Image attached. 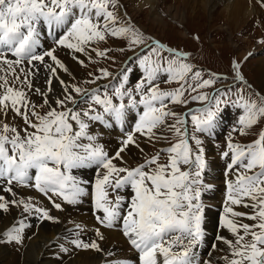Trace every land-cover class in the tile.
Listing matches in <instances>:
<instances>
[{
  "label": "snow or ice",
  "instance_id": "1",
  "mask_svg": "<svg viewBox=\"0 0 264 264\" xmlns=\"http://www.w3.org/2000/svg\"><path fill=\"white\" fill-rule=\"evenodd\" d=\"M121 8L120 0H0V215L19 210L0 229V245L22 247L33 227L29 217L59 223L53 210L64 212L91 196L95 238H82L87 229L76 224L68 241L72 247L59 244L61 253L92 251L101 264H215L200 259L207 242L213 251L226 246L218 258L222 264H264V129L250 143L236 139L264 121V94L235 60L234 80L240 84L235 93L203 91L223 78L215 73L205 78L187 52L145 35ZM42 36L51 37L54 46L45 47ZM109 39L127 42L116 51L135 53L116 74L118 83H111L115 75L107 68L89 72L82 83L62 78L61 72L71 73L58 49L87 68L81 56L90 63L114 59L109 55L114 49L96 46ZM132 63L143 77L134 84ZM102 80L109 83L99 84ZM192 102L202 107L184 113L175 108ZM230 105L242 114L220 152L225 199L209 239L216 189L205 179L212 162L201 137L211 142ZM133 112L135 122L125 131ZM117 126L122 135L110 150L104 136ZM142 139L165 146L149 155ZM132 148L143 156L135 166L126 159ZM24 189L42 195L50 207ZM104 230L119 232L130 254L103 247Z\"/></svg>",
  "mask_w": 264,
  "mask_h": 264
},
{
  "label": "rangeland",
  "instance_id": "2",
  "mask_svg": "<svg viewBox=\"0 0 264 264\" xmlns=\"http://www.w3.org/2000/svg\"><path fill=\"white\" fill-rule=\"evenodd\" d=\"M125 4L127 9V13L131 16V20L133 23L138 27L145 35L159 38L162 41L169 42L170 44L176 46L178 49L184 50V52H191L192 53V60H188L189 63H195V68L198 70H202L205 78H207V74L214 72V73H229L227 77H222L223 79L217 80L216 84L211 87L204 89L203 91L208 92L210 95L216 88L217 85L220 87H224V89H231L232 93H235L237 89L240 87L239 82L234 80V71L232 69V62L235 61H242L245 62L243 67V74L245 75L246 79L249 83H251L254 88L258 91H261L264 94V88L259 87L256 83L254 77V70L257 67L256 64L259 63L261 57H264V0H260L261 2L257 5L259 9H261V14H254L252 18L250 17L248 21L242 20L239 23H233V27L230 26V29H226L227 27V17L223 14L225 9L224 6L219 5L213 12L210 10H206L207 13L201 6L194 7V3H190L187 7V21L185 23H178L175 20H171L169 14L163 16L165 21H167V26L164 27L162 25L153 24L149 22L147 12L151 10L150 7H143L141 3L136 0H122ZM166 6H174L177 3H181V0H165ZM247 1V0H246ZM194 7V9H193ZM252 7V5H250ZM256 7V6H255ZM125 9V10H126ZM148 10V11H147ZM162 12L163 9H160ZM256 15V16H255ZM260 15V16H259ZM185 32L186 37L180 36L179 32ZM199 38H194L193 35H196ZM232 40V41H231ZM231 41V42H230ZM233 44V45H231ZM127 42L124 40H116V39H109L106 43L101 42L100 44L96 45L100 49L105 48H112L114 51L110 52L109 55L112 56L113 60H106L102 58H96L97 63H90L85 58V63L88 64V67H82L80 70L83 71V75L81 78L76 77V82L82 83L86 79H90L89 72H93L98 74V70L100 68H107L110 72L114 73L115 70L126 60L127 57L134 54L131 51L120 52L116 51L115 49L125 47L126 48ZM247 51V54L240 58V52ZM249 53H252L251 56H248ZM93 57L95 58V54L93 53ZM245 57H248L245 60ZM138 63V62H137ZM197 64V66H196ZM131 67L137 68L136 63H132ZM111 80V78H110ZM105 80L99 81L98 83H102ZM133 84L134 81H131ZM85 87H95V85H83ZM131 86V85H130ZM161 87H176L175 84L165 85L161 83ZM261 88V89H260ZM111 94V91H109ZM233 99H236L233 96ZM33 100L39 103L38 97H33ZM199 108L202 107L200 103L192 102L187 105V107L183 106H175L178 112L183 113L186 109L190 108ZM229 114L226 119L220 121L217 127L214 130V136L211 142L206 139L205 137H201L205 140V148L208 153L209 157H217L220 159V152L225 147V142L227 139L228 134L232 131V128L236 125L238 116L242 114V110L238 108H232L231 105L229 106ZM219 127V128H218ZM132 127L128 128L127 130L131 129ZM261 129H264V121L257 127L252 130V133L248 136H236V139L240 143H250L252 140L256 138V133H258ZM126 130V131H127ZM170 139H172L170 137ZM172 142H175L172 139ZM145 143H147L145 141ZM219 145V147H216ZM165 146L161 143H156L155 145L146 144L142 146L149 155L154 154L160 147ZM215 152V153H214ZM140 155V159L137 161L142 162L143 156ZM215 155V156H214ZM131 159L135 157H130ZM167 159L166 156H162L161 161L165 162ZM132 164V163H130ZM224 165V164H223ZM135 166V163L132 164ZM222 169H219L222 172ZM206 178V177H205ZM222 179L219 181V185L222 186ZM223 187V186H222ZM33 194H39L32 189H28ZM40 197L44 198L42 195ZM46 200V198H45ZM48 202V201H47ZM88 208L90 207L89 202ZM75 211L76 214L82 215L87 219V223H92L93 212L86 213L85 208H78L74 207L71 208ZM216 216H212V222H214ZM48 222V221H46ZM50 222V221H49ZM251 223L250 221H244ZM38 227V226H37ZM70 227V226H69ZM70 230H75V225H71ZM222 235H229L226 230L221 229ZM220 230V231H221ZM225 232V233H224ZM224 233V234H223ZM68 234V233H67ZM84 239H86L84 237ZM210 239V237H209ZM128 249V245L125 241L124 243ZM118 245V244H116ZM123 246V243H122ZM111 248H121L119 245L116 247L115 244L110 246ZM110 249V248H109ZM212 251L208 248L207 242L202 248V251L199 254H202V260H206L208 253ZM83 252V251H78ZM86 252V251H85ZM84 253V252H83ZM122 253V252H121ZM76 255V254H75ZM125 255V254H124ZM216 264H222L221 261L217 262Z\"/></svg>",
  "mask_w": 264,
  "mask_h": 264
},
{
  "label": "bare ground",
  "instance_id": "3",
  "mask_svg": "<svg viewBox=\"0 0 264 264\" xmlns=\"http://www.w3.org/2000/svg\"><path fill=\"white\" fill-rule=\"evenodd\" d=\"M143 7H150L151 10L147 12L149 22L153 24L162 25L163 27L167 26V21L163 18V16L169 14L171 20H175L176 22L182 24L187 21L186 11L188 9V5L192 2L194 3V7L201 6L204 11L210 10L213 12L216 11L219 5L225 7L223 14L227 17V27L226 29H230V26L233 27V23H239V21L246 20L254 14H261V9L257 6L261 1L260 0H181V3H177L174 6H166L165 0H136ZM252 5V7H250ZM256 6V7H255ZM193 7V9H194ZM160 9H163L161 12ZM256 16V15H255ZM260 16V15H259ZM180 36L186 37L185 32H179ZM42 40L45 41V47L54 46L52 43V38L42 36ZM232 41V40H231ZM230 41V42H231ZM233 45V44H231ZM234 46V45H233ZM68 50L66 49H58L57 55L59 58L69 67L70 73L66 74L61 72V76L66 81H71L72 77H79L83 75V71L80 70L81 66L77 64L75 61L71 59V57L67 54ZM247 54V51L240 52V58H243ZM81 59H85V57L81 56ZM257 67L254 70V77L256 83L259 87L264 88V57H261L259 63L256 64ZM43 70L41 71V80L40 84H43ZM53 87L59 90V85L54 81ZM261 89V88H260ZM135 113H131V116L126 121L125 131L132 127L135 120ZM219 128V127H218ZM96 131H101L100 128H96ZM128 131V130H127ZM122 133L119 130V127H114V129L108 130L106 135L104 136V141L106 142V146L110 150H114L116 147V141ZM145 141L142 139L141 147L146 145ZM138 150L132 148L131 152L128 154L126 159L129 160V163H136L138 159H140V155L138 154ZM215 153V152H214ZM211 156V155H209ZM215 156V155H214ZM130 157H135L131 159ZM212 164L210 169L208 170L209 174L206 175V180L212 182L215 185V193L214 198L211 201L215 208L213 210L212 216H216L214 222L208 226V237L210 239L215 234V226L219 223V217L222 215V205L225 199V184H224V161L217 157H209ZM224 164V165H223ZM222 172L219 169H222ZM91 175V173H89ZM222 179V186L219 185V181ZM24 195H30L37 197L45 206L50 207L49 203L45 198L40 197V194H33L28 189L22 190ZM91 192V189H90ZM90 207L88 208V203ZM75 207L85 208L86 213L92 212V204H91V196L84 198V202ZM71 208L73 206H66V211L59 212L53 210L52 215L59 218V223L54 222H38L35 218L29 217V221L32 223L33 227L31 229L26 230L25 233V242L22 247H17L13 245H0V264H101V257L99 254L92 251H73L70 254H64L60 252L59 244L63 243L66 247H72L68 241L73 238L72 231H70L71 225L80 224L84 226L87 231L83 232L82 238H86L85 240L93 239L94 232L93 229L96 225V221L94 217L92 218V223H87V219L75 213V211ZM241 211H245V209H240ZM19 210L13 209L11 214H3L0 215V229H4L9 224L13 222V217L16 216ZM213 221V220H212ZM38 226V227H37ZM70 226V227H69ZM105 235L107 237L106 241L102 245L106 248H111L110 246L117 247L118 245L121 247V254H130L128 253V249L126 247L124 238L119 234V232L104 230ZM222 230L220 231L221 234ZM68 233V234H67ZM225 233V232H224ZM223 233V234H224ZM123 243V246H122ZM118 244V245H116ZM224 248L225 251L221 252L219 250L210 251V256L207 255L208 259H212L215 264L219 262L218 258L225 254L227 251L226 246L222 244H218V249ZM202 249L200 250V252ZM76 254V255H75ZM200 255V259L202 260V254ZM62 257V259H61Z\"/></svg>",
  "mask_w": 264,
  "mask_h": 264
}]
</instances>
